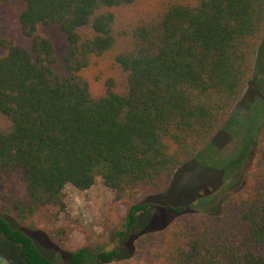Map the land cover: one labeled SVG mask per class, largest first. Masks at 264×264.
<instances>
[{"label":"trees","instance_id":"1","mask_svg":"<svg viewBox=\"0 0 264 264\" xmlns=\"http://www.w3.org/2000/svg\"><path fill=\"white\" fill-rule=\"evenodd\" d=\"M23 1L29 44L0 36V234L28 264H59L27 231L62 247L66 229L39 221L66 209L68 183L85 190L102 178L130 202L122 242L139 212L156 205L134 200L198 159L237 114L247 122L235 136L244 188L216 207H174L176 218L139 236L128 255L115 246L98 256L102 264H264V0ZM49 24L64 35L61 54L41 29ZM107 59L109 72L97 74ZM252 82L259 93L236 106ZM255 113L248 148L242 134ZM88 251H74L70 263L83 264Z\"/></svg>","mask_w":264,"mask_h":264},{"label":"rangeland","instance_id":"2","mask_svg":"<svg viewBox=\"0 0 264 264\" xmlns=\"http://www.w3.org/2000/svg\"><path fill=\"white\" fill-rule=\"evenodd\" d=\"M24 6L23 0H0V36L12 37L20 44L28 45L29 41L22 34L19 21ZM41 29L54 39L58 53L61 54L66 47V41L59 28L49 24ZM109 62L107 59L95 66L97 74L102 71L109 72L106 68ZM257 93L258 86L256 82H252L244 90L236 106L246 107ZM254 115L247 128V135L242 134L245 138L244 145L249 144L258 125V114ZM244 124L247 125V122L239 119L237 114L231 117L214 132L210 139L211 148L198 159L189 160L179 166L162 188L152 195L141 194L137 197L134 201H153L156 205L139 212L138 222L126 233L122 242L118 232L123 228L130 202L117 199L116 190L109 187L102 178H98L92 187L85 190L68 183L64 189L66 209L53 223L45 219L39 221L41 227L48 228L54 224L66 229L62 247L56 246L44 232L27 231L28 234L46 256L59 264H71V254L81 247L89 250L83 264H102L98 252L115 246L122 247L123 256L128 255L139 236L162 229L176 218L174 207L185 205L192 208L199 202L203 208L216 207L224 195L244 188L246 178L241 173L240 162L245 151H242L243 147L241 143H237L235 137H239L238 129ZM245 146L249 148L248 145ZM8 220L16 225L12 219ZM0 259L5 264H28L18 245L1 234Z\"/></svg>","mask_w":264,"mask_h":264}]
</instances>
